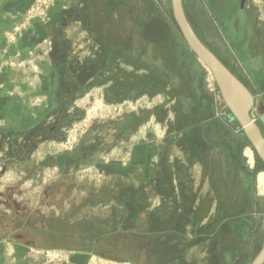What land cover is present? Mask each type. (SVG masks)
<instances>
[{
  "label": "rangeland",
  "instance_id": "374dc122",
  "mask_svg": "<svg viewBox=\"0 0 264 264\" xmlns=\"http://www.w3.org/2000/svg\"><path fill=\"white\" fill-rule=\"evenodd\" d=\"M93 1L85 27L59 32L52 117L0 135V240L27 244L34 264H250L264 242V169L216 129L229 110L211 74L166 42L168 0ZM182 6L251 92L259 124L264 1ZM91 46L102 52L75 55Z\"/></svg>",
  "mask_w": 264,
  "mask_h": 264
},
{
  "label": "crops",
  "instance_id": "0c3cea01",
  "mask_svg": "<svg viewBox=\"0 0 264 264\" xmlns=\"http://www.w3.org/2000/svg\"><path fill=\"white\" fill-rule=\"evenodd\" d=\"M32 2L0 0V135H22L52 117L61 87L58 67L64 65L62 61L66 57L64 49L56 50L59 32L69 37L71 25L85 27L88 9L96 6L93 0H57L45 23L32 21L14 43H8L6 33L21 22ZM76 12L80 14L73 20L71 15ZM64 38L65 35L62 41ZM50 41L53 42L51 51ZM92 46L85 53L79 49L75 55L93 57L102 52L98 44L95 47L100 49ZM11 60L22 62V67H9ZM28 249L25 243L1 239L0 264H34L35 260L27 257ZM80 259L72 257L75 264H84Z\"/></svg>",
  "mask_w": 264,
  "mask_h": 264
},
{
  "label": "water",
  "instance_id": "95a60500",
  "mask_svg": "<svg viewBox=\"0 0 264 264\" xmlns=\"http://www.w3.org/2000/svg\"><path fill=\"white\" fill-rule=\"evenodd\" d=\"M168 4L171 7L174 23L186 46L211 74L218 93L230 112V118L238 122L264 167V135L261 132V128H264V110L259 117V124L255 123L250 114L253 107V96L249 89L198 38L187 20L182 0H168ZM163 6L166 7V3ZM250 264H264V242Z\"/></svg>",
  "mask_w": 264,
  "mask_h": 264
},
{
  "label": "trees",
  "instance_id": "16d2710c",
  "mask_svg": "<svg viewBox=\"0 0 264 264\" xmlns=\"http://www.w3.org/2000/svg\"><path fill=\"white\" fill-rule=\"evenodd\" d=\"M165 16V19L167 21V26H169L171 29L170 31L167 32V30L165 31V34H166V42H168V40L170 38H172V36H175L176 40L179 39L180 40V46L178 47V51L179 53H182V52H188V54L191 56V58H193L195 60V56L191 53V51L189 50V48L186 46L184 40L182 39V36L177 28V26L175 25V23H172L170 21V18L168 16V13L167 14H164ZM173 39V38H172ZM176 53V52H175ZM63 59V58H62ZM199 64V63H198ZM200 66V65H199ZM56 99V98H55ZM208 100V99H207ZM210 102V100H208ZM207 103V101H206ZM211 103V102H210ZM208 104V103H207ZM54 106H56V103L54 104ZM54 109V108H53ZM227 115L229 116V121L226 120L224 121L223 119L227 117ZM219 123L217 122V125H216V129H219V130H222L225 134H226V138L228 140V143H232V145L241 150V148L243 146H248L251 148V150L254 152V156H255V160H256V163H260L262 166V162L261 160L258 158V156L256 155L255 151L253 150L251 144L249 143V141L247 140L246 136L244 135L243 133V130L242 128L240 127V125L238 124V122L235 120V119H231L230 118V113L228 112V114H225L224 112H222L221 116H219ZM205 125V124H203ZM197 125L196 123H194L193 125L189 126V127H184L183 128H180L178 131L182 134L186 133L188 130H191L193 128H195ZM203 128V127H202ZM199 132V131H198ZM262 134L264 135V131H262ZM264 169V167H263ZM173 211H171L172 215H176V210L175 209H172ZM222 215L225 214V211H222ZM220 214H221V211H220ZM228 215V214H227ZM201 217H198L197 220H196V223L195 225H198L199 221H200Z\"/></svg>",
  "mask_w": 264,
  "mask_h": 264
},
{
  "label": "built area",
  "instance_id": "2783aa9c",
  "mask_svg": "<svg viewBox=\"0 0 264 264\" xmlns=\"http://www.w3.org/2000/svg\"><path fill=\"white\" fill-rule=\"evenodd\" d=\"M57 0H33L25 11L21 22L16 24L5 35V40L8 43H14L21 35L24 29H26L32 21H38L39 23H45L48 20V13L51 7L55 5ZM8 66L11 68L22 67V62L11 60L8 62ZM44 264H50V260H47Z\"/></svg>",
  "mask_w": 264,
  "mask_h": 264
},
{
  "label": "bare ground",
  "instance_id": "6f19581e",
  "mask_svg": "<svg viewBox=\"0 0 264 264\" xmlns=\"http://www.w3.org/2000/svg\"><path fill=\"white\" fill-rule=\"evenodd\" d=\"M245 152H246V155L248 156V158H250L249 160H251V158H252L251 150H247V151L245 150ZM256 183H257V186L264 188V172H259L256 175Z\"/></svg>",
  "mask_w": 264,
  "mask_h": 264
},
{
  "label": "flooded vegetation",
  "instance_id": "af4514ba",
  "mask_svg": "<svg viewBox=\"0 0 264 264\" xmlns=\"http://www.w3.org/2000/svg\"><path fill=\"white\" fill-rule=\"evenodd\" d=\"M241 1L244 2L245 0H241ZM263 1H264V0H263ZM243 4H244V3H242V7H243Z\"/></svg>",
  "mask_w": 264,
  "mask_h": 264
}]
</instances>
